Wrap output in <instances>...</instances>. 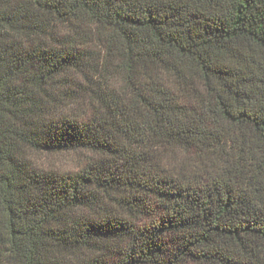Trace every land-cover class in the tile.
Returning <instances> with one entry per match:
<instances>
[{"label": "trees", "instance_id": "trees-1", "mask_svg": "<svg viewBox=\"0 0 264 264\" xmlns=\"http://www.w3.org/2000/svg\"><path fill=\"white\" fill-rule=\"evenodd\" d=\"M0 264H264V0H0Z\"/></svg>", "mask_w": 264, "mask_h": 264}, {"label": "rangeland", "instance_id": "rangeland-1", "mask_svg": "<svg viewBox=\"0 0 264 264\" xmlns=\"http://www.w3.org/2000/svg\"><path fill=\"white\" fill-rule=\"evenodd\" d=\"M78 155L74 154H58L49 155L42 154L36 156V162L46 168H57L62 170H73L75 169L78 162Z\"/></svg>", "mask_w": 264, "mask_h": 264}]
</instances>
